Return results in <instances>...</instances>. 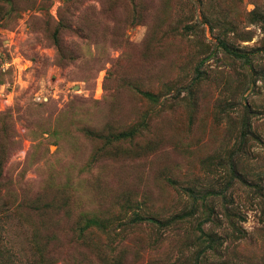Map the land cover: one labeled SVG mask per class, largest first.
Returning a JSON list of instances; mask_svg holds the SVG:
<instances>
[{
    "label": "rangeland",
    "instance_id": "obj_1",
    "mask_svg": "<svg viewBox=\"0 0 264 264\" xmlns=\"http://www.w3.org/2000/svg\"><path fill=\"white\" fill-rule=\"evenodd\" d=\"M0 264H264V0H0Z\"/></svg>",
    "mask_w": 264,
    "mask_h": 264
},
{
    "label": "trees",
    "instance_id": "obj_2",
    "mask_svg": "<svg viewBox=\"0 0 264 264\" xmlns=\"http://www.w3.org/2000/svg\"><path fill=\"white\" fill-rule=\"evenodd\" d=\"M67 3H68V1H67Z\"/></svg>",
    "mask_w": 264,
    "mask_h": 264
}]
</instances>
